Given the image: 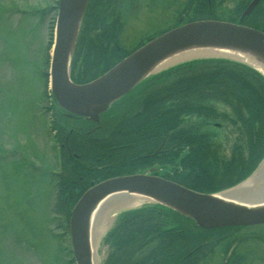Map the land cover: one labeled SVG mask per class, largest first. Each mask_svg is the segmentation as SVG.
I'll return each mask as SVG.
<instances>
[{
  "label": "rangeland",
  "instance_id": "rangeland-1",
  "mask_svg": "<svg viewBox=\"0 0 264 264\" xmlns=\"http://www.w3.org/2000/svg\"><path fill=\"white\" fill-rule=\"evenodd\" d=\"M56 6L57 0H0V264H74L71 263L68 220H65L61 207L58 211L55 204L58 201L54 197L58 192V179L64 172L61 171L62 145L56 141L52 125L61 119L50 110L54 101L49 95L48 81L45 87L40 77V72L48 73L49 61L45 65V58H50ZM47 7H54L55 10L45 14L39 22L35 11ZM28 13L31 14L28 16ZM153 19L152 15L146 16L143 13L132 19V25L141 34H135L131 39H140V35H144L142 33L154 30L150 24ZM102 31L104 26H97L93 31L95 42L88 37L83 44L84 52L86 48L91 49L89 61L92 60V71L97 66V57L105 53L96 44ZM123 43L125 47L131 44H125V40ZM2 51H5V57L1 55ZM84 57L85 54L80 59ZM193 61L197 59L161 69L160 72H154L156 74L152 77ZM43 86L46 91L42 97L39 92L44 91ZM195 99L193 104L212 107L210 110L215 117L205 122L201 117L193 115L186 119L198 125L201 122L216 124L206 130L205 134L220 145L216 157L222 156L229 160L238 143L245 141L242 131L231 123L235 116L231 109L232 103L221 101L219 97ZM263 161L264 156L252 173L258 171ZM150 166L141 171L163 176L168 170L159 164L153 163ZM141 171L136 170L134 173ZM256 187L264 189V178L258 181ZM58 196L59 193L56 194ZM130 198L135 201L131 205H123ZM149 204H153L150 199L122 195L100 205L94 215V223L97 220L110 221L93 249L96 264L107 261L110 248L102 243V237L118 222L119 216ZM244 230L250 231L249 234H261L264 227ZM242 233L239 232V235ZM221 242L215 245L213 253L204 264L208 261L207 264L218 263L222 251ZM182 243L183 240L179 239L173 243V247L180 248ZM148 248H143L141 253ZM236 251L243 258L242 264H264V244L258 240L249 239Z\"/></svg>",
  "mask_w": 264,
  "mask_h": 264
},
{
  "label": "trees",
  "instance_id": "trees-1",
  "mask_svg": "<svg viewBox=\"0 0 264 264\" xmlns=\"http://www.w3.org/2000/svg\"><path fill=\"white\" fill-rule=\"evenodd\" d=\"M88 6L89 4L82 18L70 63V78L75 83H86L93 80L139 46L137 44L128 51L113 49L107 51L102 46L104 36H100L96 40V44L105 53L97 57V66L92 71L93 67H90L92 60L89 61L91 49L86 48L85 52L83 50V44L89 37L87 9L91 7V4ZM54 10V7H47L41 11H35V14L39 16V22H41L45 14ZM102 24L103 19L97 17L96 23H94L95 28ZM101 33L104 34V31ZM106 40L105 38L104 43ZM92 42L95 40L93 39ZM83 54L85 57L80 59ZM1 55L5 57V51H2ZM45 60V65H47L49 57L47 56ZM100 63L102 64L99 65ZM40 77L46 87L47 71L40 72ZM165 77L167 79H164ZM45 87L43 92H39L42 97L46 91ZM136 90L146 92L140 102L144 108L146 107L148 117H150L151 110L150 101L156 100V118L152 120L148 118L146 126L144 123H140L139 119L129 122V124L144 125L145 130V127L122 128L125 122L120 120V128L115 131L117 135L107 139V143L109 146H115L118 142L121 144L130 142L133 144L135 153L141 154L143 148L149 146L148 143L152 136L156 137L157 145L161 143L164 145L167 140L172 139L181 140V144L186 139V144L195 145L188 155L179 159L181 164L188 168L186 176L178 178L165 175L166 179L196 192L214 193L245 179L264 156V78L252 69L223 59H201L181 64L166 73L148 79ZM196 97L204 99L219 97L221 101L232 103L231 109L235 116L231 123L242 131L245 141L238 143L229 160H225L222 156L221 158L214 157V155L210 157L209 154L202 152L205 148L201 146V143L209 138L206 134L185 137V134L181 132L183 128L180 127V123L183 122L184 116H199L204 122L215 117L213 111L210 110L212 107L193 104ZM50 106V110L61 119L59 122L53 123L52 129L55 130L56 141L62 145L61 171L64 172L57 182L58 192L54 197L58 204H55L58 211L61 207L67 221L71 208L81 194L90 187V182L97 183L113 176L133 173L137 168L133 162L138 161L139 157L132 162L125 161L115 164L116 167L112 170L114 172L108 173L107 168H99L101 164L90 162L89 157L90 160L93 159H91L89 151H86L80 143L75 142L72 134L69 133L71 123H79V120L68 118L57 110L55 111L52 104ZM150 126L156 127L153 135V131L149 130ZM102 157L105 158L106 154H103ZM102 157L101 159H103ZM152 157L154 158L152 161L140 158L139 161L142 162H139L141 165H137L138 168L147 167L153 162L163 166L167 163L164 152H159L157 156ZM57 193H59L58 197H56ZM171 216L173 219L170 222ZM167 221L170 224H167ZM195 230L200 231L201 229L194 226L190 219L156 204L145 205L140 209L122 213L118 222L102 238V243L109 244L112 248L107 261L103 264H112V262L119 264L123 258L127 261L132 260L133 262L130 264H179L175 262L176 259H171L173 256L170 254L174 251L173 244L168 245L167 240L157 243L156 239L162 235L181 237L187 231L190 236H193L192 232ZM151 244H153L152 247ZM145 247L149 248L144 252L145 254H141V250ZM71 263H74L73 257Z\"/></svg>",
  "mask_w": 264,
  "mask_h": 264
},
{
  "label": "water",
  "instance_id": "water-1",
  "mask_svg": "<svg viewBox=\"0 0 264 264\" xmlns=\"http://www.w3.org/2000/svg\"><path fill=\"white\" fill-rule=\"evenodd\" d=\"M88 2L57 0L48 89L56 110L68 118L97 123L100 115L136 92L148 79L154 78V72L190 59H223L239 63L264 78V33L235 23L200 20L178 25L156 36L100 76L76 84L70 79V62ZM254 4L248 6L242 17ZM204 48L247 53L257 60L258 67L229 57L200 55L155 69L172 56ZM253 174L230 188L214 193L196 192L146 171L91 184L69 213L68 231L74 263L94 264L95 256L90 244L94 215L101 204L115 196L150 199L153 204L190 219L194 226L204 230L264 223L263 188L252 187L229 199L219 197V194L246 182Z\"/></svg>",
  "mask_w": 264,
  "mask_h": 264
},
{
  "label": "flooded vegetation",
  "instance_id": "flooded-vegetation-1",
  "mask_svg": "<svg viewBox=\"0 0 264 264\" xmlns=\"http://www.w3.org/2000/svg\"><path fill=\"white\" fill-rule=\"evenodd\" d=\"M253 2L255 4L252 9L248 14L242 17L245 10ZM90 4L91 7L87 9V15H89L87 21L89 39L91 40L94 37L95 33H93V31L96 30L94 26L96 18L103 19L102 25L104 26V34L100 33L99 35L104 36V41L105 38L107 39L106 43H104V41L102 42V46L107 51L112 49L117 51H128L145 40L147 41L171 30L178 24L199 20L235 23L264 33V0H90L89 6ZM142 13L146 16L152 15V18H155L150 22V24L153 25L154 30L149 33H142L144 35H140V39L134 38L133 40L131 39L133 38V35L141 33H138L137 28L132 25V19L138 17ZM99 38L100 37L97 39ZM123 40L127 41L125 44H129L130 42L131 44L128 47H125ZM145 93V91L141 90L133 92L109 111L100 115L97 123H78L79 125L77 126V122H72L69 133L72 134L75 142L78 144L80 143L86 151H89L91 159H93L90 160L89 157V161L101 164L99 168H107L106 171H108V173L114 172L112 171L114 170L113 168L116 167L114 165L120 162H132V160L134 161V159H137L138 157L139 159L145 158L146 160L150 159L152 161L154 160L152 156H157L159 152H164L167 159V163L164 166L168 168L165 174L166 177H185L187 172L186 169L188 168L182 165L179 159L184 158V156L188 155L190 151L195 148V145L186 144V139L182 144L181 140L172 139L167 140L164 145H162L163 143L157 145L155 140L156 137L152 136L150 143H148L149 146L143 148L144 150L142 154L139 152L135 153L133 144L130 142H125L123 144L118 142L115 146H109L107 143V139L114 138L117 135L115 131L120 128L121 121L125 122L122 125V128H137L145 127L148 118H150V120L156 118V100L152 99L150 101V117H148V113L145 110L146 107L144 108L140 102L142 98H144ZM187 117L189 116H184L185 120L180 123V127L183 128L181 132L185 134V137L190 135H204L207 132L206 130L217 126L216 124L207 125L200 123V125H198L191 123L189 122L190 119H186ZM135 119H139V122L142 124L144 123L145 126L129 124L130 121L134 122ZM204 126L208 127V129L204 128ZM145 129L146 127L144 130ZM149 130L153 131V135L156 127L150 126ZM202 142L201 146L205 148L202 152L209 154L210 157H212V155L216 157V154H219V143L217 144L216 141H212L210 138ZM145 144H147V142H145ZM103 154H106L105 158L102 157ZM101 157L103 159H101ZM139 159L138 161L136 160L133 162L136 164V170L141 171L150 166L138 169L141 165H139V162H142L139 161ZM175 162H177V164H175ZM153 163L155 165L157 164V162ZM130 174L124 173L123 175ZM172 219L171 216L169 221L171 222ZM169 221L166 223L170 224L168 223ZM262 227H264V223L241 227L200 230L192 232V234H194L193 236H190L187 231L181 237L162 235L156 240L157 243L167 240L168 245L177 242L179 239L183 240V245L180 248L175 249L173 247L175 244L172 245L174 251L170 254L173 256L171 259H176L175 262H178L179 264H204L208 257L213 253L215 245L221 241L222 251L219 253L220 257L217 264H242L243 258L240 257L239 253L236 251L241 244L249 239L258 240V242L264 244V230L261 234L257 233V235L255 233L249 234L250 231L245 232L244 229L246 228L248 230ZM241 231L243 233L239 235V232L241 233ZM224 237L226 238L223 239ZM240 242L241 244H239ZM107 245L110 248L111 253L112 248L109 244ZM152 245L153 244H151V247ZM141 254L145 253L143 252ZM215 255L217 256V254ZM122 262L123 263L120 261L119 264H130L133 261H127L124 258ZM112 264L118 263L112 262Z\"/></svg>",
  "mask_w": 264,
  "mask_h": 264
},
{
  "label": "bare ground",
  "instance_id": "bare-ground-1",
  "mask_svg": "<svg viewBox=\"0 0 264 264\" xmlns=\"http://www.w3.org/2000/svg\"><path fill=\"white\" fill-rule=\"evenodd\" d=\"M206 56V55H216V56H223V57H229L233 59H238V60H243L252 66H257L258 62L255 60L253 57L248 55L247 53L239 52L236 50H231V49H217V48H204V49H195L191 51H185L183 53L177 54L175 56H172L168 58L167 60L163 61L162 63L158 64L155 69H160L166 65H170L173 63H176L180 60H185L187 58L195 57V56ZM250 56V57H247ZM258 67V66H257ZM264 178V161L259 167L258 171L253 174V176L248 179L246 182L243 184L237 186L234 189H231L229 191L223 192L219 194L220 198L223 199H229L230 197L238 196L240 192H243L244 190L252 189V187H256L260 179ZM133 200L135 199H128L126 202H124L123 205H131L133 203ZM110 219H107L105 221H95L91 226V231H90V244L91 247L94 249V246L98 239L100 238L103 230L108 226ZM94 264H96V261L94 259Z\"/></svg>",
  "mask_w": 264,
  "mask_h": 264
}]
</instances>
